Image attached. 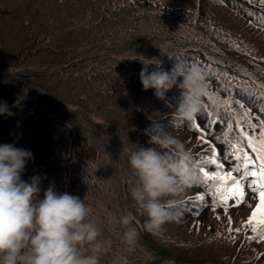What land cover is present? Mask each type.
<instances>
[{"label": "trees", "instance_id": "trees-1", "mask_svg": "<svg viewBox=\"0 0 264 264\" xmlns=\"http://www.w3.org/2000/svg\"><path fill=\"white\" fill-rule=\"evenodd\" d=\"M171 1L174 7L159 0H0V101L12 113L0 115V145L33 153L21 179L40 176L41 198L50 186L65 192L70 164L79 162V198L100 224L102 239L111 241L101 264H111L119 255H127L129 264H187L165 255L180 243L164 232L183 220L198 221L216 204L210 181L196 180L175 198L176 219L158 234L143 229L147 217L130 196L134 177L128 154L137 146H152L145 129L153 121L171 126L196 162L214 147L224 171L234 163L223 140L227 123L259 122L264 116V53L258 42L249 40L253 32L264 38V3ZM145 59L160 60L165 71L176 60L206 71L211 66V95L196 118L199 130L191 122L172 120L167 105L177 104V89L164 99H158L154 89L143 90L139 73L142 63L150 62ZM18 60H23L20 69L14 65ZM155 67L148 65L149 71ZM229 97L245 109L222 107L221 101ZM213 111L220 114L214 124L209 115ZM205 168L215 170L213 165ZM198 195L205 200L197 201ZM122 212L136 217L139 240L132 252L121 243L123 229L108 224L109 213ZM238 238L251 246L264 245V240H246L242 234ZM194 264H264V252L243 261L235 256L219 263L216 257Z\"/></svg>", "mask_w": 264, "mask_h": 264}, {"label": "clouds", "instance_id": "clouds-1", "mask_svg": "<svg viewBox=\"0 0 264 264\" xmlns=\"http://www.w3.org/2000/svg\"><path fill=\"white\" fill-rule=\"evenodd\" d=\"M148 61L139 73L143 90L154 89V95L164 99L169 90L177 89V104L167 105L172 120L190 123L196 119L211 95L207 71L177 60L165 71L160 60ZM148 65L156 67L149 71ZM0 115H12L5 101H0ZM170 128L153 121L145 129L152 146H137L128 154L134 177L130 196L147 217L143 229L153 234L176 219L175 198L193 186L198 172L192 152ZM33 158L30 150L0 145V264H101L111 241L102 239L101 226L91 218L84 200L51 186L41 198L40 176L21 179ZM107 220L113 230L123 229L120 240L126 250L135 251L139 240L136 217L131 212L109 213ZM111 264H129V258L119 255Z\"/></svg>", "mask_w": 264, "mask_h": 264}, {"label": "rangeland", "instance_id": "rangeland-1", "mask_svg": "<svg viewBox=\"0 0 264 264\" xmlns=\"http://www.w3.org/2000/svg\"><path fill=\"white\" fill-rule=\"evenodd\" d=\"M159 1L165 5L172 4V7L175 6V4H173L175 2L171 0ZM249 40L258 42L259 44L256 46H259L264 53V38L260 33L253 32ZM22 64L23 60H18L14 63L16 69H20L19 65ZM9 68L10 67H7V69ZM245 150L247 149L245 148ZM78 167L79 162L76 160L72 161L69 167L70 177L65 184V192L77 197H79L81 193V186L76 180L75 175V171H78ZM257 203L258 194L251 191L245 193L244 202L239 205H237L236 201L233 199L228 203L230 206L225 207L221 205L220 208H208V212L198 218V221L192 219L183 220L184 222L179 227L176 228L174 226L167 229L164 233L170 234L171 239L174 241L179 240L180 244L176 248L169 249L165 252V255L172 260L194 264L207 262L216 259V257L219 258V263H225L227 258L235 256H238V259L243 261L248 258V256H252V254H263L264 245L251 246L250 244H245L246 241H242L238 238L239 234L244 235L246 240L250 239V237L257 236V233L253 232L251 227H242L248 220L249 215ZM230 220L231 224L229 223ZM229 228L232 229L231 232H229ZM236 229H240V231L237 232ZM184 235H186L185 239ZM257 240L259 239H256V241ZM212 244L215 245L214 250L207 249V245ZM178 253L184 256H179L177 255Z\"/></svg>", "mask_w": 264, "mask_h": 264}, {"label": "snow or ice", "instance_id": "snow-or-ice-1", "mask_svg": "<svg viewBox=\"0 0 264 264\" xmlns=\"http://www.w3.org/2000/svg\"><path fill=\"white\" fill-rule=\"evenodd\" d=\"M261 3H264V0H261ZM261 26L264 27V22H262ZM207 71L212 74L210 65L207 67ZM209 83H207L208 87ZM236 105L241 109H245V105L239 101H233L230 97L221 101L222 107ZM209 115L212 117L211 123L213 124L216 123L220 116L219 112L216 111L209 112ZM233 124H235V127H233ZM245 125L251 127L253 131L251 133L248 132ZM191 126L199 130L196 119L191 122ZM232 133H236V135L230 138ZM217 139H220V137H217ZM223 140L229 144L232 150L231 155L237 162L233 170L222 171L224 165L219 162L216 149L212 147L209 149L210 154L206 155L204 159L197 160V168L200 175H197L196 180L204 184H208L211 181L216 194L215 203L225 207L233 199L237 205L244 202V181L248 180L247 187L258 194V203L242 227H251V230L257 233L256 237H250V239L264 240V116L261 117L259 122L250 123L247 120L229 121L223 133ZM227 158L225 156V159ZM206 165H213L216 171L206 170ZM233 172L240 173V175L236 176ZM195 199L203 202L205 196L198 195ZM229 223L231 224V220ZM231 231L232 229L229 228V232ZM236 231L239 232L240 229H236Z\"/></svg>", "mask_w": 264, "mask_h": 264}]
</instances>
